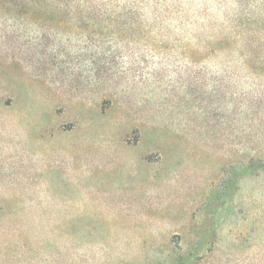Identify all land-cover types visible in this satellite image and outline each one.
Here are the masks:
<instances>
[{
    "label": "rangeland",
    "instance_id": "374dc122",
    "mask_svg": "<svg viewBox=\"0 0 264 264\" xmlns=\"http://www.w3.org/2000/svg\"><path fill=\"white\" fill-rule=\"evenodd\" d=\"M0 264H264V0H0Z\"/></svg>",
    "mask_w": 264,
    "mask_h": 264
}]
</instances>
